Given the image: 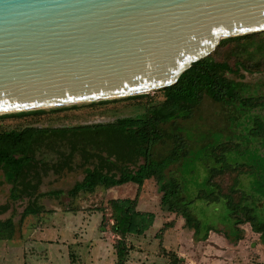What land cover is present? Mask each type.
Listing matches in <instances>:
<instances>
[{
    "label": "trees",
    "instance_id": "trees-1",
    "mask_svg": "<svg viewBox=\"0 0 264 264\" xmlns=\"http://www.w3.org/2000/svg\"><path fill=\"white\" fill-rule=\"evenodd\" d=\"M263 72L264 32H261L222 40L214 52L192 64L176 84L154 91L152 96L145 94L0 117L42 116L84 106L145 99L138 113L110 122L0 130V174L3 183L10 186L7 202L0 205V215L16 203L25 201L27 205L18 223L21 226L27 217L45 212L39 204L44 198L59 201L64 197L67 211L74 212L73 203L80 195L134 185V198H110L106 206L97 209L101 213L98 230L104 232L107 229L114 236L115 264H128L133 250L129 238L143 236L155 221V214L137 207L144 184L153 180L160 194V209L182 218L184 226L193 232L195 242L205 241L210 232H215L237 244L244 236L241 226L248 225L264 245V155L251 158L249 153L254 145L264 147V116L259 113L264 108V97L251 94L250 85L235 80V77L241 78L242 73ZM157 94L162 95L158 103L154 98ZM204 98L234 109L238 116L244 117L249 128L246 127V142L233 138L216 143L205 150V158L200 161L193 157L191 141L178 122L192 120ZM159 148L163 152L160 153ZM42 151L54 153L55 160L49 163L39 159L37 156ZM198 162L206 175L199 179L195 174L196 182H189L182 169L193 163L191 173L194 174ZM77 171L82 177L67 191L40 192L41 180L49 172L63 176ZM242 176L250 179L248 189L240 184ZM190 186L195 188V193L189 192ZM197 202H203L212 212L220 210L224 213L217 214L214 220L201 210L202 221L191 208ZM224 214L223 222L219 221L223 229L219 230L217 220ZM226 219L231 221L230 225H223ZM172 225L173 222L164 224L155 235L159 240L156 255L164 264H182L183 259L175 251L163 246L162 235ZM15 233L16 225L11 218L0 221V242L12 241Z\"/></svg>",
    "mask_w": 264,
    "mask_h": 264
},
{
    "label": "water",
    "instance_id": "water-1",
    "mask_svg": "<svg viewBox=\"0 0 264 264\" xmlns=\"http://www.w3.org/2000/svg\"><path fill=\"white\" fill-rule=\"evenodd\" d=\"M261 32L264 0H0V117L150 94Z\"/></svg>",
    "mask_w": 264,
    "mask_h": 264
},
{
    "label": "rangeland",
    "instance_id": "rangeland-1",
    "mask_svg": "<svg viewBox=\"0 0 264 264\" xmlns=\"http://www.w3.org/2000/svg\"><path fill=\"white\" fill-rule=\"evenodd\" d=\"M235 80L250 85L251 94L256 93L264 97V72L253 75L242 73V77H235ZM152 94L150 93L149 96ZM154 98L158 103L162 100V95L157 94ZM144 103L145 99L119 101L95 107L84 106L58 113H46L42 116L4 118L0 119V130L24 126L70 127L110 122L117 117L138 113ZM259 113L263 117L264 108ZM178 125L191 141L193 157L200 161L205 158V150L216 143L228 142L233 138L244 143L248 138L246 127H249L244 117L238 116L234 109L213 103L208 98L203 99L192 120L179 121ZM250 141H253V138ZM158 151L161 153L163 149L159 148ZM255 151L259 152L255 153ZM249 153L251 158L263 157L264 147L262 148L260 144L254 145ZM37 157L49 163L55 160L54 153L49 151H42ZM199 163L196 164L194 174L191 173L193 163L185 165L182 169L189 182L195 183L196 177L199 179L205 177L206 171ZM81 177L79 171L63 176H55L49 172L42 178L39 190L40 192L58 189L67 191ZM249 183L250 179L241 177L242 187L248 189ZM9 187L3 183L0 174V205L7 202ZM194 189L190 186L189 192L192 193ZM135 193L136 186L131 184L107 191L98 189L92 194L80 195L73 203V208H76L74 212L67 211V200L64 197L59 201L44 198L39 204L43 206L45 212L36 217H27L21 226L18 225L20 214L27 204L25 201L16 203L12 209L0 215V221L11 218L16 225V233L12 241L0 242V264H115L112 249L114 236L107 229L104 232L98 230L101 213L97 209L106 206L110 198L132 199ZM159 199L160 194L156 190L155 182L146 181L137 207L140 211L155 214V221L143 236L129 238L133 250L130 252L128 264H164V261L156 255L159 240L155 235L159 234V230L169 222H173V225L169 226L162 235L163 246L175 251L183 259L182 264H264V245L260 242L259 236L250 231L248 225L241 226L244 236L237 244L230 243L222 233L215 232H210L205 241L195 242L192 238L193 232L184 226L182 218L160 209ZM204 206L203 202L193 205L191 208L194 215L203 221L200 211L204 210L208 217L216 220L217 214L221 211L212 212ZM222 212L221 214L224 213ZM224 218L225 214L223 218L217 220V229H223L219 221L223 222ZM230 222L226 219L223 225H230Z\"/></svg>",
    "mask_w": 264,
    "mask_h": 264
}]
</instances>
